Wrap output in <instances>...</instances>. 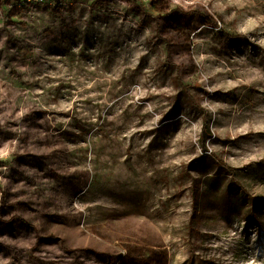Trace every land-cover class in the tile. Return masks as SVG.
I'll list each match as a JSON object with an SVG mask.
<instances>
[{"label":"rangeland","instance_id":"obj_1","mask_svg":"<svg viewBox=\"0 0 264 264\" xmlns=\"http://www.w3.org/2000/svg\"><path fill=\"white\" fill-rule=\"evenodd\" d=\"M0 22V264H264V0Z\"/></svg>","mask_w":264,"mask_h":264},{"label":"built area","instance_id":"obj_2","mask_svg":"<svg viewBox=\"0 0 264 264\" xmlns=\"http://www.w3.org/2000/svg\"><path fill=\"white\" fill-rule=\"evenodd\" d=\"M36 0H25V2L27 3H32V2H35Z\"/></svg>","mask_w":264,"mask_h":264},{"label":"trees","instance_id":"obj_3","mask_svg":"<svg viewBox=\"0 0 264 264\" xmlns=\"http://www.w3.org/2000/svg\"><path fill=\"white\" fill-rule=\"evenodd\" d=\"M205 132H209V127H208V125H206L205 126V130H204Z\"/></svg>","mask_w":264,"mask_h":264},{"label":"crops","instance_id":"obj_4","mask_svg":"<svg viewBox=\"0 0 264 264\" xmlns=\"http://www.w3.org/2000/svg\"><path fill=\"white\" fill-rule=\"evenodd\" d=\"M3 27L2 23L0 22V29Z\"/></svg>","mask_w":264,"mask_h":264}]
</instances>
